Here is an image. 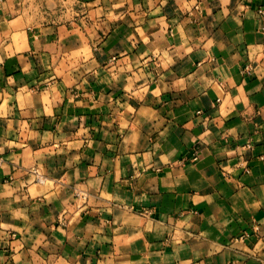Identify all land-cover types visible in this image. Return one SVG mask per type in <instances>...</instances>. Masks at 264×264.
Listing matches in <instances>:
<instances>
[{"label": "crops", "instance_id": "0c3cea01", "mask_svg": "<svg viewBox=\"0 0 264 264\" xmlns=\"http://www.w3.org/2000/svg\"><path fill=\"white\" fill-rule=\"evenodd\" d=\"M66 1L0 0V264H264V0Z\"/></svg>", "mask_w": 264, "mask_h": 264}, {"label": "rangeland", "instance_id": "374dc122", "mask_svg": "<svg viewBox=\"0 0 264 264\" xmlns=\"http://www.w3.org/2000/svg\"><path fill=\"white\" fill-rule=\"evenodd\" d=\"M29 2H31L33 4V8H34V11L39 14L37 15V17H47V14L49 11V9L47 8V0H28ZM66 2V4L68 3L66 0H51V3H50V6H51V11L54 10L56 11L55 13H53L55 16L56 19H65L67 18V15H65L67 12L64 11L65 9L62 8L61 9V6H57V9L53 8L55 6V4H60V5H64ZM65 6H69L68 4ZM54 5V6H53ZM60 10V11H58ZM63 10V11H62Z\"/></svg>", "mask_w": 264, "mask_h": 264}, {"label": "built area", "instance_id": "2783aa9c", "mask_svg": "<svg viewBox=\"0 0 264 264\" xmlns=\"http://www.w3.org/2000/svg\"><path fill=\"white\" fill-rule=\"evenodd\" d=\"M261 12V10H260ZM32 175H33V180L34 182L38 183V184H44L46 182V178L41 175L40 173H38L36 170H32L31 171ZM73 194H74V198H75V208L77 210H83L84 206L87 202L88 196L89 194L84 191L81 190L79 188H74L73 189ZM243 236H240L239 239H243Z\"/></svg>", "mask_w": 264, "mask_h": 264}]
</instances>
